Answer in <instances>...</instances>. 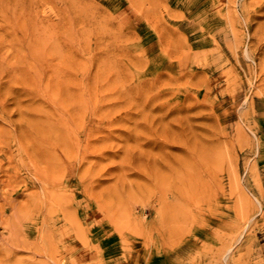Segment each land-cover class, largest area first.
Segmentation results:
<instances>
[{
  "label": "rangeland",
  "instance_id": "rangeland-1",
  "mask_svg": "<svg viewBox=\"0 0 264 264\" xmlns=\"http://www.w3.org/2000/svg\"><path fill=\"white\" fill-rule=\"evenodd\" d=\"M0 264H264V0H0Z\"/></svg>",
  "mask_w": 264,
  "mask_h": 264
}]
</instances>
